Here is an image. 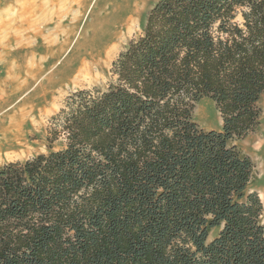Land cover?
I'll return each instance as SVG.
<instances>
[{
  "label": "trees",
  "instance_id": "trees-1",
  "mask_svg": "<svg viewBox=\"0 0 264 264\" xmlns=\"http://www.w3.org/2000/svg\"><path fill=\"white\" fill-rule=\"evenodd\" d=\"M112 75L53 118L64 148L0 165V264H264L237 143L261 116L264 0H158ZM204 97L221 129L195 120Z\"/></svg>",
  "mask_w": 264,
  "mask_h": 264
},
{
  "label": "rangeland",
  "instance_id": "rangeland-1",
  "mask_svg": "<svg viewBox=\"0 0 264 264\" xmlns=\"http://www.w3.org/2000/svg\"><path fill=\"white\" fill-rule=\"evenodd\" d=\"M157 1L89 0L85 3L83 17L75 25L69 45L64 52L49 60L46 51L55 48L51 47V42H56L61 33L64 39L65 33L72 30L75 0H0V102L8 101L7 107L0 111V120H5L0 126L8 125L9 108L21 103L18 112L22 116H17L16 121L23 134L21 140L2 151L0 165L65 147L63 135L51 136L53 118L73 92L109 87L114 81L112 63L129 42L142 33L147 13ZM58 22L61 26L57 31ZM55 37L56 40H52ZM39 45L42 46L37 49ZM33 51L39 53L37 57L33 56ZM84 57L93 61L92 71L87 77L73 82ZM38 69L42 72L23 92H19L20 86L11 82L18 78L22 82L32 75V70L36 73ZM24 99L27 100L23 103ZM259 106L258 125L237 143L255 163L252 188L258 191L264 204V92ZM194 118L205 129L222 128L221 114L208 97L197 103ZM262 219L264 222V214ZM220 229L213 228L209 240Z\"/></svg>",
  "mask_w": 264,
  "mask_h": 264
},
{
  "label": "bare ground",
  "instance_id": "bare-ground-1",
  "mask_svg": "<svg viewBox=\"0 0 264 264\" xmlns=\"http://www.w3.org/2000/svg\"><path fill=\"white\" fill-rule=\"evenodd\" d=\"M88 1L89 0H75V15L73 16V17H75V23H74V25L72 27V30L65 33V35L63 37L64 39H62V37H61L62 36V33H61L62 30H61V32H60L61 34H60V36H58L57 40H56V37L52 39V40H56V42L53 43V42L50 41L51 42V47L55 46L56 49L54 48V50L49 51V48H48V51H46L49 54L48 55L49 56V60L53 59L54 56L59 55L62 52H64L65 48L69 45V43L71 41V37L73 36L74 30H75V25L83 17L84 10H85L86 5H87V4L85 5V3H87ZM59 16H58V18H59ZM59 26H61V23L58 22V26L56 27L57 31H58ZM40 34L41 33H39L37 36H40ZM41 46L39 45L37 49H39ZM32 54H33L34 57H37L39 53H36L35 51H33ZM87 57L86 58L85 57L82 58V62H81L80 68L77 71L76 75H74V78L72 80L73 82L87 77L89 75L90 71H92L94 63H93V61L91 62V59H87ZM34 60H36V59H34ZM34 70H32L33 72L31 71L32 75L30 74L31 76L27 77L22 82L20 80L21 78H18L17 80H14V81H11V82L17 84L18 86H20V87H18L19 92L25 91L32 84L33 79H35L37 77V75L42 72V69H38L37 70L38 72H36V73H34L35 72ZM48 81H49V79H48ZM20 83H25V84L21 85ZM26 100L27 99H24L23 103L26 102ZM7 102L8 101H1L0 102V111H2L5 107H7V105H8ZM18 105H21V103L9 108V113H11V115H10V118H9L8 125L5 126V127H2V128L0 126V158L3 155L2 151L7 146L13 145L16 141L21 140L23 138L22 132L19 131V122L16 121V117L17 116H19V115L22 116V113L18 112V109H19ZM24 116H25V114H24ZM1 122L5 123V120L1 119L0 120V124H1Z\"/></svg>",
  "mask_w": 264,
  "mask_h": 264
}]
</instances>
